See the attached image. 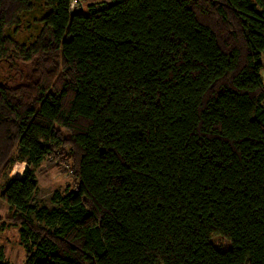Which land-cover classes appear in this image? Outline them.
<instances>
[{
    "label": "trees",
    "instance_id": "obj_1",
    "mask_svg": "<svg viewBox=\"0 0 264 264\" xmlns=\"http://www.w3.org/2000/svg\"><path fill=\"white\" fill-rule=\"evenodd\" d=\"M80 1L0 0L24 264H264V0ZM52 155L74 184L49 208Z\"/></svg>",
    "mask_w": 264,
    "mask_h": 264
},
{
    "label": "rangeland",
    "instance_id": "obj_2",
    "mask_svg": "<svg viewBox=\"0 0 264 264\" xmlns=\"http://www.w3.org/2000/svg\"><path fill=\"white\" fill-rule=\"evenodd\" d=\"M31 21L30 19V22ZM2 66L0 70L1 74L5 73L6 70V68H4L5 66ZM262 72L264 74V69ZM59 152L60 151L57 150L55 153L58 154ZM53 157L55 156L52 155L51 158H46L38 167H35V173L39 183L38 189L32 200V203L35 205L47 206L49 208L56 207L57 204L52 201L53 193L56 190H64L68 185L74 184V177L69 173L66 167L69 162L63 163V166L59 167L57 165L58 161ZM26 165L27 163L25 161L16 162L14 165H10L0 172V250H4L6 257L12 264H24L26 249L20 241L21 226L15 224L14 220L10 218L13 210L2 197V192L9 178L20 175L23 171V167ZM211 240L223 248H227L231 245L230 240L222 235H214Z\"/></svg>",
    "mask_w": 264,
    "mask_h": 264
},
{
    "label": "built area",
    "instance_id": "obj_3",
    "mask_svg": "<svg viewBox=\"0 0 264 264\" xmlns=\"http://www.w3.org/2000/svg\"><path fill=\"white\" fill-rule=\"evenodd\" d=\"M75 5H76V7H75ZM77 7H78L77 2H76L75 0H72V2H71V9H74V8H77ZM66 167H67L69 173H70L71 175H73L74 171H73V169L71 168V166H70L69 164H67Z\"/></svg>",
    "mask_w": 264,
    "mask_h": 264
},
{
    "label": "water",
    "instance_id": "obj_4",
    "mask_svg": "<svg viewBox=\"0 0 264 264\" xmlns=\"http://www.w3.org/2000/svg\"><path fill=\"white\" fill-rule=\"evenodd\" d=\"M77 1H78V8L77 9H72L71 10V14H77L80 11H83L84 10L83 3L80 0H77Z\"/></svg>",
    "mask_w": 264,
    "mask_h": 264
},
{
    "label": "bare ground",
    "instance_id": "obj_5",
    "mask_svg": "<svg viewBox=\"0 0 264 264\" xmlns=\"http://www.w3.org/2000/svg\"><path fill=\"white\" fill-rule=\"evenodd\" d=\"M76 2H77V4H78V1L77 0H75ZM75 9V8H74Z\"/></svg>",
    "mask_w": 264,
    "mask_h": 264
},
{
    "label": "crops",
    "instance_id": "obj_6",
    "mask_svg": "<svg viewBox=\"0 0 264 264\" xmlns=\"http://www.w3.org/2000/svg\"><path fill=\"white\" fill-rule=\"evenodd\" d=\"M263 69H264V67H263Z\"/></svg>",
    "mask_w": 264,
    "mask_h": 264
}]
</instances>
